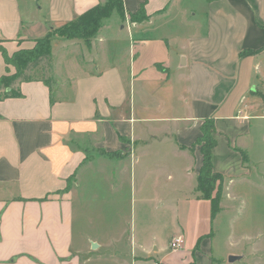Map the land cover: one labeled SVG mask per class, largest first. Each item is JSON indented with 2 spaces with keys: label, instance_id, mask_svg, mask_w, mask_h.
<instances>
[{
  "label": "crops",
  "instance_id": "obj_1",
  "mask_svg": "<svg viewBox=\"0 0 264 264\" xmlns=\"http://www.w3.org/2000/svg\"><path fill=\"white\" fill-rule=\"evenodd\" d=\"M105 2L0 0V77L16 71L3 51ZM123 3L90 46L54 40L46 73L0 100V264H264L250 260L264 231L237 237L232 222L219 250L215 227L241 198L230 184L249 175L264 122V0ZM209 118L225 178L215 217L193 147Z\"/></svg>",
  "mask_w": 264,
  "mask_h": 264
},
{
  "label": "trees",
  "instance_id": "obj_2",
  "mask_svg": "<svg viewBox=\"0 0 264 264\" xmlns=\"http://www.w3.org/2000/svg\"><path fill=\"white\" fill-rule=\"evenodd\" d=\"M212 1V0H208ZM117 12L123 19L125 10L123 0H106L104 4L98 5L73 21L52 29L45 37L35 41V47L29 50H20L13 55L5 51L4 58L8 67L15 68V73L0 77V100L8 98H20L22 94L18 88L19 84L36 81L34 72L37 69L49 66L52 58L53 40L55 37L68 40H80L87 46L98 35L104 21ZM132 22H141L147 19L144 9L130 16ZM251 53V52H248ZM9 69V68H8ZM48 86H52L51 79L43 80ZM201 136L194 144L199 146L203 155V162L198 176L199 198L208 200L212 205V215L215 217L220 211V203L223 196L225 178L214 170L212 153L217 146L215 138V119H206L201 128ZM246 160L245 154H243Z\"/></svg>",
  "mask_w": 264,
  "mask_h": 264
},
{
  "label": "rangeland",
  "instance_id": "obj_3",
  "mask_svg": "<svg viewBox=\"0 0 264 264\" xmlns=\"http://www.w3.org/2000/svg\"><path fill=\"white\" fill-rule=\"evenodd\" d=\"M118 19V15L115 14L111 19V23H116ZM56 39L61 38L55 37L54 40ZM47 68L48 65H46L44 73H46ZM253 139L252 155L246 160L244 166L249 171V175L245 179H235L230 184L232 192H235L241 198L235 204V208L222 214L215 225L216 229L218 227L220 231L217 240L219 250H224L225 240H227L232 222L233 226L236 227L234 233L237 237L246 229L252 228L254 231L255 229L264 231V122L254 129ZM258 244L260 245V243ZM251 250L250 247L247 248L248 253ZM250 260L264 263V253L263 256L250 257Z\"/></svg>",
  "mask_w": 264,
  "mask_h": 264
},
{
  "label": "built area",
  "instance_id": "obj_4",
  "mask_svg": "<svg viewBox=\"0 0 264 264\" xmlns=\"http://www.w3.org/2000/svg\"><path fill=\"white\" fill-rule=\"evenodd\" d=\"M183 244H184V241L182 238H176L174 242L172 243V249L179 250L182 248Z\"/></svg>",
  "mask_w": 264,
  "mask_h": 264
},
{
  "label": "water",
  "instance_id": "obj_5",
  "mask_svg": "<svg viewBox=\"0 0 264 264\" xmlns=\"http://www.w3.org/2000/svg\"><path fill=\"white\" fill-rule=\"evenodd\" d=\"M92 247H93V248H96L97 245H96V244H93ZM240 259H241V258L238 257V256H231V257L229 258V261H230V262H235V261L240 260Z\"/></svg>",
  "mask_w": 264,
  "mask_h": 264
}]
</instances>
